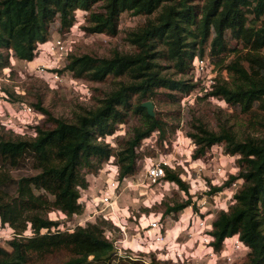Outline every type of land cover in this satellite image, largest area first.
I'll return each instance as SVG.
<instances>
[{
  "label": "trees",
  "instance_id": "obj_1",
  "mask_svg": "<svg viewBox=\"0 0 264 264\" xmlns=\"http://www.w3.org/2000/svg\"><path fill=\"white\" fill-rule=\"evenodd\" d=\"M80 11L88 15L90 33L109 36L117 35L123 13L146 20L128 35L131 54L70 57L67 70L79 78L121 79L94 109L66 121L38 104L46 123L35 129L33 139L0 136V224L16 234L8 242L10 249L0 245V264H46L57 257L64 259L62 264H147L118 257L106 236V222L63 230L49 215H82L79 201L89 175L112 157L120 179L135 175L143 141L154 132L162 142L167 139L166 121L151 117L142 104L188 95L196 85L183 78L194 70L195 59L208 55L228 73L230 82H217L210 96L248 116L264 115V0H0V69L12 59L34 61L38 45L49 41L53 28L69 31ZM166 70L182 77L173 79L163 74ZM132 116L139 117L140 125L118 141L114 152L105 139ZM259 124L264 128V122ZM191 127L195 158L221 145L226 154L239 156L238 177L243 179L234 205L213 220L211 246L219 252L227 238L239 235L249 250L245 264H264V137L240 141L229 128L215 132L201 123ZM166 173L167 180L188 192L177 175ZM189 205L191 199L167 212Z\"/></svg>",
  "mask_w": 264,
  "mask_h": 264
},
{
  "label": "rangeland",
  "instance_id": "obj_2",
  "mask_svg": "<svg viewBox=\"0 0 264 264\" xmlns=\"http://www.w3.org/2000/svg\"><path fill=\"white\" fill-rule=\"evenodd\" d=\"M87 16L81 11L77 12L76 22L69 31L54 27L49 41L38 45L34 61L12 59L8 67L0 69L1 137L33 139L35 129L46 123L45 115L35 105L39 104L55 118L72 121L76 114L94 109L117 89L121 79L110 76L104 82H94L90 76L77 77L67 70L70 57L88 55L108 59L115 53H133L134 47L129 43L128 35L143 25L146 18L123 13L117 35L109 36L90 33L87 30ZM59 39L65 43L66 53H50L48 46ZM204 59L208 60L204 72L196 70L195 59L194 70L183 78L196 85L188 95L178 94L175 100L160 98L154 103L155 116L167 123V139L162 142L154 132L143 141L138 151L142 158L137 172L131 176L134 182H128V188L121 187L114 208L116 215L99 203L107 172H119L116 159L112 157L98 173L89 175V187L82 191L81 197L84 213L67 218L53 212L49 215L51 220L59 222L63 230L86 226L87 223L106 222V236L115 244L117 255L123 261L133 259L138 261L136 263L147 264L153 261L160 264H245L249 253L247 249L229 261L225 257L231 253L230 241L224 242L219 252L210 249L213 241H205V236L211 235V225L216 215L234 205L233 196L243 184V179L238 177L239 156L226 154L223 146L218 145L205 157L196 159V146L189 134L193 131L191 124L201 123L215 132L229 128L240 141L249 137L260 139L264 137V128L259 123L264 122V115L248 116L238 108L229 106L223 99L210 96L217 82H230V78L208 55ZM160 65L167 66V63L160 62ZM44 66L46 72L40 71ZM56 73L61 77L60 82L51 76ZM163 74L173 79L182 77L174 75V70H166ZM25 108H31L32 112H25ZM139 125L138 116L130 117L114 135L105 139V144L116 152L118 141L126 138ZM163 159L170 161L167 171L177 175L186 184L188 192L166 178L156 184L148 183L144 167ZM233 183H238L236 190H231ZM215 189L222 191L214 192ZM190 199L191 205L178 213L167 212L168 208L185 204ZM154 221H160L163 226L160 233L164 240L158 244L153 241L157 232L149 227V223ZM8 237L9 230L0 225V245L10 249ZM63 261V258L57 257L45 263L62 264Z\"/></svg>",
  "mask_w": 264,
  "mask_h": 264
},
{
  "label": "built area",
  "instance_id": "obj_3",
  "mask_svg": "<svg viewBox=\"0 0 264 264\" xmlns=\"http://www.w3.org/2000/svg\"><path fill=\"white\" fill-rule=\"evenodd\" d=\"M83 14H86V13H83ZM48 48H49L50 53L52 54L66 53V45L62 41V39L55 40L53 43H51L48 46ZM207 62L208 60L206 59H196V62H195L196 70L204 72L207 66ZM43 68L44 69H40V71L46 72L45 66ZM51 76L54 80L58 82L61 81V77L59 76L58 73L52 74ZM24 111L31 113L32 109L25 108ZM192 142L194 143L193 140ZM169 167H170V161L165 160V159L158 161L156 163H153L148 167H144L145 178L147 179L149 184L159 183L160 181H163V179L166 178V174H167L166 171ZM129 178H131L130 181L128 180ZM128 182L129 183L134 182L132 180V177L128 176L123 179H120L118 171H112V172L108 171L106 175V179L103 180L102 182V186L100 190L101 197L99 198V203L103 205L106 209H110V212H112L113 215H116L114 208H115L116 201L120 194V189L121 187L128 188ZM237 188H238V183H233L231 185V190H236ZM82 191H85V190H82ZM81 197H82V192H81ZM79 202L81 203V198ZM160 224H161L160 221H154V222L149 223L150 229L157 232V234L155 235L153 239L154 242L156 241V244L161 243L164 240L163 235L160 233V229L162 230L163 226L162 224L161 225ZM201 225L204 226V223H202ZM4 226H6V228L9 230L8 240H12L16 236L15 231L12 228H10L8 225H4ZM205 241L207 243H210L213 241V237L211 235H206ZM227 241H230V244H231V249H230L231 253L229 255L230 257L228 255H226L225 257V258H228L229 261H232V259L234 258L236 254L247 249L246 246L243 244V242H241L239 235H235L233 237L227 238L224 242H227ZM210 249L212 251L214 250L212 246L210 247Z\"/></svg>",
  "mask_w": 264,
  "mask_h": 264
},
{
  "label": "water",
  "instance_id": "obj_4",
  "mask_svg": "<svg viewBox=\"0 0 264 264\" xmlns=\"http://www.w3.org/2000/svg\"><path fill=\"white\" fill-rule=\"evenodd\" d=\"M142 106L147 110V113L151 116H155V105L153 102L148 101L142 104Z\"/></svg>",
  "mask_w": 264,
  "mask_h": 264
}]
</instances>
